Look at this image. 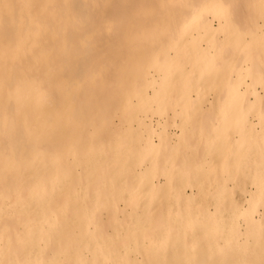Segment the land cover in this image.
<instances>
[{"label": "bare ground", "instance_id": "bare-ground-1", "mask_svg": "<svg viewBox=\"0 0 264 264\" xmlns=\"http://www.w3.org/2000/svg\"><path fill=\"white\" fill-rule=\"evenodd\" d=\"M262 5L260 0H0V264H264V208L256 217L250 206L240 209L233 202L234 222L225 229L217 221L213 240L201 206L206 229L178 230L167 208L171 179L189 185L181 182L184 168H173L179 161L156 162L158 144L152 139L142 153L128 156L120 148L109 159L106 151L127 138L138 136L140 142L158 127V141L169 150L186 133L182 125L192 114L217 121V139L199 157L204 165L190 169L198 177L196 170L212 168L213 175L196 182L217 181L220 192L222 174L238 172L245 159L244 139L252 131L264 138V41L248 14ZM222 91L230 96L221 97ZM208 92L215 96H202ZM101 105L100 112L92 109ZM209 109L214 111L205 113ZM163 113L164 124L145 121ZM98 123L103 135L88 141V130ZM232 134L242 141L229 153ZM86 143L92 144L86 155L94 149L104 158L82 164L83 172L99 169L85 182L92 202L85 215L69 207L68 193L60 196L70 178L71 186L77 182ZM158 171L164 182L154 183ZM61 176L67 184L51 187ZM254 179L264 195L261 171ZM94 181L98 185L91 189ZM109 186L116 189L111 194ZM125 192L128 201L122 199ZM183 195L178 199L189 200L194 192Z\"/></svg>", "mask_w": 264, "mask_h": 264}, {"label": "rangeland", "instance_id": "rangeland-1", "mask_svg": "<svg viewBox=\"0 0 264 264\" xmlns=\"http://www.w3.org/2000/svg\"><path fill=\"white\" fill-rule=\"evenodd\" d=\"M255 0H252V2ZM263 2L262 8L256 9L255 7H250L248 14L250 13L251 19H252V25H254V22L257 25V31H259L258 37L261 39V41H264V0H260ZM229 9V8H225ZM256 19V21H255ZM228 48V47H227ZM256 88L259 91H262V85L258 84L256 85ZM243 89V88H242ZM174 94V93H173ZM194 98L196 96V93L191 94ZM219 95L222 96H230L228 93L225 91H222L219 93ZM203 97H206L208 99H212V97L215 96L214 93H204L202 95ZM249 98H252V95L248 96ZM250 98V99H251ZM242 104H245L243 101ZM247 104V103H246ZM209 104H204V106ZM135 106V105H134ZM133 106V110H135V107ZM221 108L223 104H220ZM122 108V106H121ZM92 109H97L102 110L103 106H94ZM220 109V108H219ZM214 110L209 109L205 113H212ZM245 111L249 112V109L245 108ZM166 114V113H165ZM163 113L162 117H157L156 115L150 114L145 118V121L148 122L151 118L153 120H161V122L164 124L166 121V116ZM195 117H188L186 118V121L182 125L184 128V131L186 132L184 135H179L180 130L179 128L176 129L177 134L179 135L175 140L172 141V148L167 150L164 145L158 141V136L161 134V128L158 127L157 130L153 129L151 134L144 133L142 134V139L141 141H135L134 139H126L125 143L123 146H117L116 143H113L112 145L109 144L106 147L108 155L107 158L115 157L116 151L119 150L120 148L125 150L126 155H130V153L133 154V152H140L143 151V147L145 146L147 139H152L156 144H158V147L156 148L155 152L159 153L155 161L157 162L158 160L165 159V158H171L170 160L174 161V163L179 161L177 165H174L173 168L179 169V166H182L184 168V171L186 173L182 174V181L188 183L189 185H186V187H183L179 185L176 181L177 177H173L171 179L170 184H169V202H168V208H167V213L170 215V221L173 223V226L176 227L178 230H184V225L187 227V231L189 233L196 231H203L206 229L208 225H211V229L208 230L210 239L213 240L214 234L217 232V228L215 226L217 221H219L220 227L227 228L229 227L233 222H234V213L231 210L232 203L235 202L236 207L238 208H247L250 206V211L253 212L254 216H258L260 212H263L264 205H260L263 200H264V195L261 194V188L258 189L255 186V175L256 172L261 171L263 175V180L261 181V185H264V138L261 135H256L254 132H251V135L247 138L244 139V142H246V148L244 153L246 154L244 161L240 164L239 171L236 173L233 172H227L223 173V181H225V187L222 188L220 192H217V181L214 182H207L202 181L201 183H197V178L198 177H203L209 175L210 173L213 175L215 171L211 170L210 172L207 173L206 168L205 169H200L196 170L197 172H200L198 177L194 175V170L192 171L190 169V166H203L204 161L200 160L201 155H206L208 152L209 146L208 143L211 141H214L217 139L216 133H214V130L217 129L218 127V122L217 121H210L204 118H199V116H196L192 114ZM256 118H253L252 120H255ZM119 117L113 118V126L118 124ZM206 122L210 124V128H206ZM148 124V123H147ZM208 124V125H209ZM172 129V128H171ZM170 128H167L166 130H169L171 133ZM104 125L103 124H97L93 125L90 130H88L87 134V139L88 141L98 139L101 137L104 133ZM129 128L127 127V130L125 129V135L128 133L127 131ZM216 131V130H215ZM123 132V133H124ZM116 139V138H115ZM242 138L239 137L237 134H232L229 136L228 139V145H227V151L231 153V151H234V148L238 144V142H241ZM93 142V141H92ZM114 142V141H113ZM116 142V141H115ZM92 148V144L86 143L85 147L83 149V162L81 161L80 164L84 165L88 160H94L99 159V158H104V155H102L100 152H95L93 149L92 152L89 155H86V152H88L89 149ZM167 153H170L168 156ZM190 157H193V160H189ZM198 157V160H197ZM109 158V159H110ZM251 160V161H250ZM194 163V164H192ZM82 166H77L75 169V174L77 176V182L75 183V186L72 185V179L70 178L69 184L68 178L61 176L60 178L56 179V181H53L51 184L52 186H58L60 184L66 183L67 186L65 188L64 194L62 193L60 197H63V195H66V193L69 194V197L67 199L69 200V207L71 208L72 205L77 206L78 210L83 211L84 214L86 215L87 212V207L89 206L90 208L92 207V202L89 199V195L86 193V185L85 182L94 180V175L95 171L99 170L96 169L95 167L88 170V171H81ZM102 171L100 172V174ZM175 176H180L176 172L174 173ZM164 182V178L162 176L161 172H157L153 182ZM103 188L101 189L104 195L106 196L105 192V180L102 179L100 183H103ZM179 182V179H178ZM97 181H94L93 186H91V189L95 187L94 185L97 184ZM98 185V184H97ZM174 185V186H173ZM179 185V186H178ZM110 194L112 191H115L113 187L115 186H109ZM73 188L75 189L73 191ZM217 189V190H216ZM62 191V192H63ZM181 192V193H180ZM194 192V196L187 200L185 197L183 198V194H191ZM61 193V192H60ZM177 194L183 195L178 199ZM250 194H252V201L249 203L250 199ZM109 195V194H108ZM130 198L129 194L125 192L122 196V199L127 200ZM118 198L112 199V201L115 203ZM121 199V198H120ZM75 201V203H73ZM61 203L63 202L61 198ZM118 204H122L121 201ZM96 206V204L94 205ZM106 206V205H104ZM202 207L208 214V217H210L209 224L204 225V216L199 214L198 207ZM69 208V209H70ZM104 208V207H103ZM83 209V210H82ZM257 211V212H256ZM99 212V208L91 210L89 212L93 214H97ZM105 213V211L103 212ZM82 214V213H81ZM83 223H85V219H83ZM128 223L130 221L128 220ZM132 224V223H131Z\"/></svg>", "mask_w": 264, "mask_h": 264}]
</instances>
